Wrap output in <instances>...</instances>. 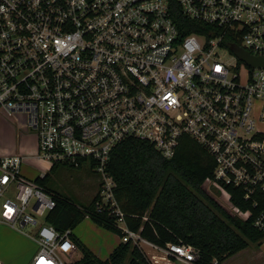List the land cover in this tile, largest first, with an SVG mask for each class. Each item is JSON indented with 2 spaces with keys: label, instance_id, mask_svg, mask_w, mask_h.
<instances>
[{
  "label": "built area",
  "instance_id": "built-area-1",
  "mask_svg": "<svg viewBox=\"0 0 264 264\" xmlns=\"http://www.w3.org/2000/svg\"><path fill=\"white\" fill-rule=\"evenodd\" d=\"M177 5L0 0V114L25 117L24 127L36 134L32 157L51 167L91 166L101 179L96 212L114 216L121 241L137 245L149 264H196L200 255L185 244L157 247L128 228L108 173L112 151L127 141L171 159L191 138L215 163L209 185L227 200L226 188L240 189L250 208L229 204L264 233V66L232 50L264 62V0ZM23 164L21 153L0 155V198L16 188L1 220L23 228L43 217L31 264H71L75 258L62 260L55 251L78 249L72 232L46 223L56 202L22 175Z\"/></svg>",
  "mask_w": 264,
  "mask_h": 264
},
{
  "label": "trees",
  "instance_id": "trees-1",
  "mask_svg": "<svg viewBox=\"0 0 264 264\" xmlns=\"http://www.w3.org/2000/svg\"><path fill=\"white\" fill-rule=\"evenodd\" d=\"M178 8L177 0H171ZM54 165L36 183L44 187L56 202L45 217L58 232H71L86 218L122 238L117 219L98 214L95 198L88 207L78 206L54 194L46 184ZM215 163L206 150L184 137L171 159L161 156L150 144L127 141L111 153L108 173L115 181V196L125 215L128 228L149 243L166 248L167 244H185L199 252L196 264H223L248 249L261 245L264 233L253 227V220H241L228 213L207 191L213 179ZM220 190V189H219ZM231 205L247 210L243 193L226 188ZM82 258L71 264H149L147 257L132 242L121 243L107 260L96 257L73 237Z\"/></svg>",
  "mask_w": 264,
  "mask_h": 264
},
{
  "label": "rangeland",
  "instance_id": "rangeland-1",
  "mask_svg": "<svg viewBox=\"0 0 264 264\" xmlns=\"http://www.w3.org/2000/svg\"><path fill=\"white\" fill-rule=\"evenodd\" d=\"M25 123L24 116L8 117L0 114V155H16L19 153L24 155L22 175L35 181L39 177L38 174H45L50 170L51 164L48 161L32 157L37 145L36 134L26 129L24 127ZM49 176L46 186L50 191L83 207H88L93 202L101 184L100 177L88 163H85L82 168L59 165L54 172L49 173ZM207 191L228 213L240 218L221 190L208 185ZM15 193L16 188L13 185L0 198V220L2 204L7 199H13ZM37 218L39 222L37 226L28 225L23 228L19 224L12 228L0 223V260L3 264L32 263L33 258L39 251V244L36 241L37 232L44 220L43 217ZM73 231L87 243L115 240L114 236H118L97 226L90 217H86ZM119 239L121 241L120 237ZM145 249L148 250L147 247ZM55 252L62 260H68L70 257L78 259L81 255L79 249L72 251L69 255L63 254L59 248Z\"/></svg>",
  "mask_w": 264,
  "mask_h": 264
},
{
  "label": "crops",
  "instance_id": "crops-1",
  "mask_svg": "<svg viewBox=\"0 0 264 264\" xmlns=\"http://www.w3.org/2000/svg\"><path fill=\"white\" fill-rule=\"evenodd\" d=\"M38 176L40 177L41 175L38 174ZM0 223L3 225H8L2 220H0ZM72 235L79 244L88 248L96 257H98L103 261L107 260L111 255V253L114 251V249L121 243L119 236H114L115 240H107L105 242L92 241L90 243H87L82 239V237L76 235L74 231H72ZM81 258H82V254L79 256L78 259H75V261H78ZM161 264H167V263L161 262ZM172 264H184V263H181L177 260H173ZM223 264H264V242L261 245L250 246L248 249L233 256Z\"/></svg>",
  "mask_w": 264,
  "mask_h": 264
},
{
  "label": "water",
  "instance_id": "water-1",
  "mask_svg": "<svg viewBox=\"0 0 264 264\" xmlns=\"http://www.w3.org/2000/svg\"><path fill=\"white\" fill-rule=\"evenodd\" d=\"M232 50L241 60L245 61L249 65H251V66H256V65L264 66L263 61L258 60V59H253L248 53L243 51L240 47L234 45V46H232ZM36 209H37V207H36Z\"/></svg>",
  "mask_w": 264,
  "mask_h": 264
}]
</instances>
